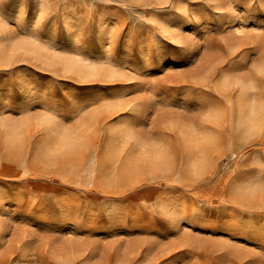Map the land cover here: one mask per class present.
Returning <instances> with one entry per match:
<instances>
[{
	"label": "rangeland",
	"instance_id": "obj_1",
	"mask_svg": "<svg viewBox=\"0 0 264 264\" xmlns=\"http://www.w3.org/2000/svg\"><path fill=\"white\" fill-rule=\"evenodd\" d=\"M0 264H264V0H0Z\"/></svg>",
	"mask_w": 264,
	"mask_h": 264
},
{
	"label": "bare ground",
	"instance_id": "obj_2",
	"mask_svg": "<svg viewBox=\"0 0 264 264\" xmlns=\"http://www.w3.org/2000/svg\"><path fill=\"white\" fill-rule=\"evenodd\" d=\"M240 110L245 113L244 118L242 120L244 124H251L252 122H254L256 114L253 103H248V100L242 101V104L240 105Z\"/></svg>",
	"mask_w": 264,
	"mask_h": 264
}]
</instances>
